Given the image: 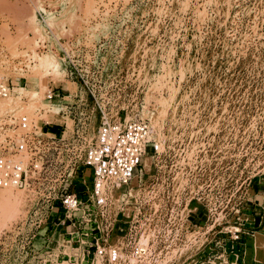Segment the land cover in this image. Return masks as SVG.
I'll return each instance as SVG.
<instances>
[{"label": "rangeland", "instance_id": "obj_1", "mask_svg": "<svg viewBox=\"0 0 264 264\" xmlns=\"http://www.w3.org/2000/svg\"><path fill=\"white\" fill-rule=\"evenodd\" d=\"M0 76L12 87L0 146L22 133L20 116L46 144L35 184L0 189L16 204L0 213V264L93 263L58 198L91 182L82 154L103 117L139 118L155 134L158 153L110 200L121 228L161 236L151 264H203L221 241L228 252L247 240L246 259H262L264 231L251 232L264 222L252 228L246 209L264 179V0H0ZM38 79L40 97L18 91Z\"/></svg>", "mask_w": 264, "mask_h": 264}, {"label": "built area", "instance_id": "obj_2", "mask_svg": "<svg viewBox=\"0 0 264 264\" xmlns=\"http://www.w3.org/2000/svg\"><path fill=\"white\" fill-rule=\"evenodd\" d=\"M11 91L8 81L0 76V98H7ZM58 96L57 91L49 90L46 98L52 100ZM69 114L72 115V112ZM29 126L34 128L27 116H20L14 129L22 133L0 146V189L30 187L42 171L46 144L29 132ZM76 132L79 133L78 126ZM149 151L158 153L155 142L148 139L146 121L139 118L126 120V117L113 121L103 117L82 154L81 165L90 172L91 182L80 193L66 191L58 198L64 213L62 223L67 221L70 224L67 227L75 228L77 233L88 239L80 242L79 248L82 247L88 254L92 250L91 255L98 258L101 264H130L128 256L135 259V264L146 261L151 264L155 252L153 245L162 243L159 234L152 237L153 234L149 233L148 246L140 247L136 222H124L132 225L121 228L120 220L116 219L121 212L113 218L110 216L111 189L116 186L125 188L134 177L139 179L143 173L142 160ZM146 226L151 230L157 228L151 224ZM116 230L123 231L124 235H114ZM229 233L232 241L240 240L238 230ZM111 238L115 240L113 244L108 243ZM213 248H207L210 252L206 255L210 257L203 264L221 260V254L213 253Z\"/></svg>", "mask_w": 264, "mask_h": 264}, {"label": "crops", "instance_id": "obj_3", "mask_svg": "<svg viewBox=\"0 0 264 264\" xmlns=\"http://www.w3.org/2000/svg\"><path fill=\"white\" fill-rule=\"evenodd\" d=\"M57 92L59 93V91H57ZM45 125H47V124L45 123ZM254 185L255 186L251 190L253 200H251V202H250L251 204H253L254 208L253 209L247 208L246 210L251 213L250 220H251L253 225H256L258 222L257 220H260L258 226L252 227L255 230H257L258 228H260L263 225V222H264V215H261V210H263L262 212L264 214V179L261 182H260V180L255 181ZM256 201L258 203H256ZM256 208L258 210H256ZM263 231H264V229L261 228V230L258 229V231L251 232V234H257L258 232H263ZM221 242L220 243L214 242V244L212 245L215 248L216 253L221 254V260L214 262V264H221L222 262H225L226 264H231V263H233V260H235V259L238 260L239 264H264V246L262 248V253H261L262 256L260 257L262 259H257L256 256H253L252 258L247 260L246 255H245V248H246L247 240H245L244 242H241V243H238V242L233 243L234 245H231V247H230L231 248L230 250H233V251L229 250L228 252L226 251V249L223 250V248H222L223 245L221 244ZM220 252H224V254H222Z\"/></svg>", "mask_w": 264, "mask_h": 264}, {"label": "bare ground", "instance_id": "obj_4", "mask_svg": "<svg viewBox=\"0 0 264 264\" xmlns=\"http://www.w3.org/2000/svg\"><path fill=\"white\" fill-rule=\"evenodd\" d=\"M48 63V62H47ZM46 63V64H47ZM52 63V62H51ZM50 63V64H51ZM48 65V64H47ZM47 68H49V67H47ZM51 68V67H50ZM47 71V70H46ZM50 71H52L51 69H50ZM43 73V72H42ZM51 74H53V73H51ZM63 74V73H62ZM37 75V74H36ZM43 77V76H42ZM54 77H55V75H54ZM39 80V79H38ZM38 82V81H37ZM40 85L38 86V89H29V88H19L18 89V91L19 92H23V91H26V93L27 94H32V96L34 95H37V96H39L38 94H40V95H42V93H43V89H44V79L42 80V81H40L39 80V82H38ZM40 97V96H39ZM5 102V101H4ZM30 104V103H29ZM1 107H0V109H5V107H7L6 105H0ZM35 106H36V104H35ZM32 107V106H31ZM37 108V107H36ZM149 113V112H148ZM166 112H165V104H164V102L163 103H161L160 105H159V107H157V108H155V110L154 111H152V112H150L149 113V115H148V117H150V123H151V128H153V132L152 133H154V131L156 130L157 131V129H158V126H159V121H160V119H161V117L165 114ZM44 115V114H43ZM42 115V116H43ZM47 123V122H46ZM148 124V123H147ZM155 129V130H154ZM153 134H151V132H150V129L148 130V139L149 140H152V136ZM155 135V134H154ZM153 135V136H154ZM156 146H157V150H158V145L156 144ZM142 162H144V159L142 160ZM136 177H134V179H135ZM122 189L123 188H120L119 186H116V187H113L112 189H111V197H115V196H118V198H119V194L121 193V191H122ZM7 190H9V189H7ZM8 192V191H7ZM21 197V196H20ZM15 199V198H13V197H11V193L10 194H7V195H4V196H2L1 195V197H0V213L2 214L1 216H3L2 218H6V212L4 213L3 212V210H8V209H10L11 210V206H12V204H13V206H16V204H14V203H12V202H9L10 201V199ZM18 198V197H17ZM16 201V200H15ZM15 201H13V202H15ZM19 203V202H18ZM8 204H10V206L9 207H7L8 206ZM12 206V207H13ZM112 206V205H111ZM6 208V209H5ZM14 209H15V207H14ZM13 210V209H12ZM11 210V211H12ZM10 212V211H9ZM13 212V211H12ZM1 218V217H0ZM118 241H121V239L120 238H118L117 239ZM148 243H149V240H148V238L146 237V236H141V235H139V239H138V244L140 245V247H142V248H145V247H147L148 246ZM83 251H84V249H83ZM85 252V251H84ZM90 256H92L91 254H90ZM128 259H129V263L130 264H135L136 263V261H135V259H133L132 257H130V256H128ZM92 262H93V264H101V262L99 261V259L98 258H94L93 260H92ZM141 264H148V262L146 261V262H142Z\"/></svg>", "mask_w": 264, "mask_h": 264}]
</instances>
